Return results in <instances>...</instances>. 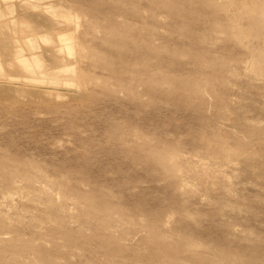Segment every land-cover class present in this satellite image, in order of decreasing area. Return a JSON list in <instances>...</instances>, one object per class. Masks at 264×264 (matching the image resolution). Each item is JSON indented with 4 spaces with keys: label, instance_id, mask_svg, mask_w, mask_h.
I'll return each mask as SVG.
<instances>
[{
    "label": "rangeland",
    "instance_id": "obj_1",
    "mask_svg": "<svg viewBox=\"0 0 264 264\" xmlns=\"http://www.w3.org/2000/svg\"><path fill=\"white\" fill-rule=\"evenodd\" d=\"M0 264H264V0H0Z\"/></svg>",
    "mask_w": 264,
    "mask_h": 264
}]
</instances>
